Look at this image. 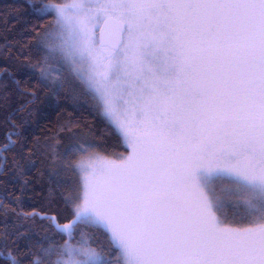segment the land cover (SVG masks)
Listing matches in <instances>:
<instances>
[{"label": "snow or ice", "instance_id": "obj_1", "mask_svg": "<svg viewBox=\"0 0 264 264\" xmlns=\"http://www.w3.org/2000/svg\"><path fill=\"white\" fill-rule=\"evenodd\" d=\"M0 19V264H264V0Z\"/></svg>", "mask_w": 264, "mask_h": 264}, {"label": "trees", "instance_id": "obj_2", "mask_svg": "<svg viewBox=\"0 0 264 264\" xmlns=\"http://www.w3.org/2000/svg\"><path fill=\"white\" fill-rule=\"evenodd\" d=\"M22 2H23V0H0V9H2L4 5L14 4V3H22ZM2 24H3V20L0 19V25H2ZM14 26H15V21L9 20V22H8L9 29H12ZM26 27H28V26L26 25ZM78 115H79V119L83 123L93 127L98 133H104V135H106V132H104V124L100 120L99 117L90 113L87 109L80 112ZM54 116H55V114H53V118H54ZM42 123H43V121H42ZM124 152H125L124 147L117 145L114 141H109L108 152L105 154H108L111 156H116V155L123 154ZM37 210H39V209H37ZM24 211H26V212L31 211V209L26 208V209H24Z\"/></svg>", "mask_w": 264, "mask_h": 264}, {"label": "rangeland", "instance_id": "obj_3", "mask_svg": "<svg viewBox=\"0 0 264 264\" xmlns=\"http://www.w3.org/2000/svg\"><path fill=\"white\" fill-rule=\"evenodd\" d=\"M106 155H108V154H106ZM118 155H116V156H112L113 158H116Z\"/></svg>", "mask_w": 264, "mask_h": 264}]
</instances>
